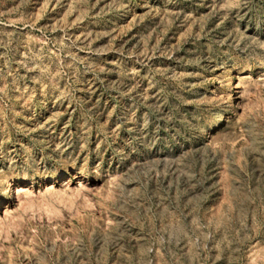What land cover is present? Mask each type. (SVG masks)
<instances>
[{"label": "rangeland", "instance_id": "1", "mask_svg": "<svg viewBox=\"0 0 264 264\" xmlns=\"http://www.w3.org/2000/svg\"><path fill=\"white\" fill-rule=\"evenodd\" d=\"M0 264H264V0H0Z\"/></svg>", "mask_w": 264, "mask_h": 264}]
</instances>
